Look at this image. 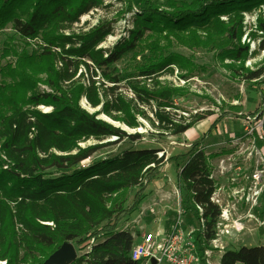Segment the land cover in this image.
I'll use <instances>...</instances> for the list:
<instances>
[{"label":"trees","instance_id":"1","mask_svg":"<svg viewBox=\"0 0 264 264\" xmlns=\"http://www.w3.org/2000/svg\"><path fill=\"white\" fill-rule=\"evenodd\" d=\"M121 1L128 2V13L133 11L132 0ZM139 1L133 28L109 50L99 46L113 34L112 21L102 20L85 32L72 31L83 16L105 8L106 0H0V28L12 23L25 40L41 37L42 49L39 56L30 53L28 45L22 54L13 50L15 62L0 69L1 262L43 264L66 242L81 247L94 239L91 250L73 264H143L131 260L133 240L118 226L138 210L150 184L171 162L180 168L178 188L186 192L192 206L204 209L209 228L218 216L219 209L211 201L216 190L211 174L213 161L221 153L208 154L205 142L224 119L235 117L230 112L217 118L186 154L167 158L159 157V150L137 149L82 164L115 144L102 143L105 140L142 138L140 133L129 134L99 119L101 115L131 130L140 128L139 119H144L172 135L186 133L207 117L197 114L181 123L167 110L185 91L160 78L177 70L187 80L199 69L192 58L171 52L173 47L217 51L223 62L230 60L247 80L260 85L256 80L264 75V68L251 71L245 67L251 49L243 38L245 14L260 10L264 0H168L164 6ZM250 35L261 39L259 50H264V14ZM140 46L143 50L133 56L130 69L117 76L107 73ZM11 53L7 44L3 57ZM81 66L85 73L78 76ZM89 71L101 72L114 86L106 87L93 76L86 79ZM125 74L140 79L130 84L131 98L118 92ZM41 83L53 92L39 91ZM84 99L100 111L91 114L83 109ZM42 105L53 108L52 112L36 109ZM27 106L35 109L25 110ZM90 140L98 143L81 146ZM181 161H185L182 167ZM72 169L56 178L50 174ZM134 189L138 190L133 203L127 207ZM206 238L210 240L212 234ZM221 264H264V247L226 251Z\"/></svg>","mask_w":264,"mask_h":264},{"label":"rangeland","instance_id":"2","mask_svg":"<svg viewBox=\"0 0 264 264\" xmlns=\"http://www.w3.org/2000/svg\"><path fill=\"white\" fill-rule=\"evenodd\" d=\"M152 1L160 6H164L168 0ZM139 8V0H132L133 11L130 13L127 12L128 2L121 0H106L105 8L93 10L89 14L83 16L80 19V22L73 27L72 31L85 32L96 26L102 20H110L113 22V34L108 36L99 48L113 50L123 38L128 36L127 31L133 28V19L135 18ZM260 14H264V7L260 10H255L252 13L245 14L244 24L246 26V35L243 38V43H249L251 49V56L246 62L245 67L251 71H258L264 68V50H259L261 39L250 35L253 30L255 31L256 21ZM7 44L10 48H12V53L10 56L4 58V47H6ZM26 45H28L27 50L30 53L36 54L37 56L42 53L41 37L34 40H25L16 32L12 23L8 24L5 28H0V69L6 64L15 62L17 57L15 56L13 50L16 51L17 54H22L26 49ZM142 50L143 47L140 46L138 50L124 55L119 62L106 70L107 73H113L114 76H117L122 74L125 68L130 69L132 66L131 62L133 61V56ZM171 52L180 54L186 58H192L199 66V69L193 77L187 80H183L177 70L174 75L166 73L160 78V81L171 84L176 88H182L185 91V96L175 99L174 107L167 110L176 121L181 123L190 121L197 114L206 115L207 117L194 128L180 135H172L170 133L159 131L153 127L149 121L139 119L141 127L137 130L130 129L129 131V134H142V138L139 141L116 142L113 141V138L105 140L102 143L115 142V144L104 148L82 165L88 166L93 162L106 158H113L121 155L125 151L137 149L159 150V157L165 155L167 158L186 154L192 148L193 144L204 136L214 121L226 112L234 114L235 117L224 119L214 132L207 137L205 142V149L207 153H221L222 157L238 151H247L252 149L264 151V75L259 80H256L260 82V85L256 86L255 81L247 80L246 76L243 75V71L239 69L238 66H234L230 60L223 62L218 56L219 53H217V51L207 49L190 50L183 47H173ZM140 59L141 57L138 58V60ZM75 66L76 64H74L72 68L74 69ZM227 66H232L235 70H230ZM85 69L86 68L84 66H81L78 76L82 72L85 73ZM91 76H93L98 82L106 84V87L114 86L110 81L103 79L101 72H97V75H95L89 71L86 75V79ZM135 80L140 79H135L133 76L125 74L124 80L118 85V92H121L128 98L134 97V92L132 87H130V84ZM1 83L2 78L0 75V84ZM100 83L98 85H100ZM38 88L41 92H53L48 86L42 83L39 84ZM84 105H88L85 99L81 102V106L83 109H86ZM89 108L91 107L89 106ZM234 108H239L240 111L236 112L233 110ZM29 109L32 110L35 108L31 106H27L25 108V110ZM36 109L42 113L45 110H53V108L43 105L36 107ZM147 110L150 117L154 119L151 109L148 108ZM89 112L92 113L93 111ZM255 113L256 115L252 117L255 119L249 126V124L245 122L244 118ZM242 116H244V118ZM251 126H257L260 130L256 139L255 148L252 147L249 137L247 136V132ZM97 143V141L90 140L81 144V146L86 147ZM217 160L218 159L214 160L213 164H215ZM184 163L185 161H181L179 164L180 167H182ZM179 169L180 168H178L176 162L167 164L161 174L148 187L147 191L149 194L146 195L147 191L145 193V196L148 197H144L138 210L126 221H123L118 226V229L124 230L133 241V236L136 234L141 235L146 233L157 237L164 229H168L170 227L172 228L175 225L177 211L179 210H184L182 229L185 234H188L192 230L193 223L198 228L200 225L198 220L199 216L195 207L188 202L186 192L178 188L177 179ZM73 170L74 169L51 171L50 174L52 178H56L60 177L62 174H70ZM156 182L157 186L159 184L161 185V187L158 188V193H164L167 198V204L172 205V209L170 208L167 218L165 217L164 219L160 218L157 208H155V211L157 212L156 216H152L149 213H145L143 216L141 215L144 207L152 205V203H148L151 202L150 197L157 194V188L155 189L156 185H154ZM137 190L138 189L132 190L127 207L132 205L133 198ZM167 210H169V208ZM134 224L135 229L132 230L131 228ZM253 231L254 229L249 227L245 235L249 236L248 234H251ZM238 238L239 237L230 239V245L228 246L229 249L237 250L238 247H236L234 243H236ZM106 239L107 238H102L101 240L104 241ZM196 239L200 241L198 237H196ZM139 240L140 238L136 237L135 244L139 243ZM73 244L77 249L79 257L86 252V248L83 246L78 247L75 243ZM213 262L216 264L215 260H213ZM5 263L6 262L0 261V264ZM163 264L168 263L165 262Z\"/></svg>","mask_w":264,"mask_h":264},{"label":"built area","instance_id":"3","mask_svg":"<svg viewBox=\"0 0 264 264\" xmlns=\"http://www.w3.org/2000/svg\"><path fill=\"white\" fill-rule=\"evenodd\" d=\"M50 112L52 110L43 111L45 114ZM252 117L254 116L244 118L249 126L255 119ZM259 131L257 126H251L247 132L253 148L256 146ZM211 179L216 181V190L211 201L219 209L212 227L209 228L204 218V209L195 206L200 225L197 228L193 223L192 230L185 234L182 229L184 210H179L175 225L164 229L157 237L146 233L133 236L130 250L132 261L143 264H153V261L156 264H214L215 253L223 254L232 250L228 247L230 239L248 231L245 222H256L259 220L257 214L264 213V151H238L218 158L213 164ZM155 208L156 205L143 210L141 215L149 212L156 216ZM209 232L212 238L207 240L206 235ZM136 237L140 238L137 244ZM95 242L93 239L87 246H83L86 252L91 250Z\"/></svg>","mask_w":264,"mask_h":264},{"label":"crops","instance_id":"4","mask_svg":"<svg viewBox=\"0 0 264 264\" xmlns=\"http://www.w3.org/2000/svg\"><path fill=\"white\" fill-rule=\"evenodd\" d=\"M154 185H156L155 189L157 188L156 189L157 194L150 197L151 202L149 201L150 203H148V204L152 203V205L151 206L143 205V206H146L143 208V210L147 209L148 207H152V206L156 205V208H157V211L160 215V218L161 219H164L165 217L167 218L168 212L170 211V208L172 207V205L167 204V201H166L167 198H166V195L164 193H158V191H159L158 188H160L161 185L159 184L157 186V182ZM147 194H149L148 191H147L146 195ZM146 197H148V196H145V198ZM168 208H169V210H167ZM147 213H149V212H147ZM257 217L259 220L256 222L255 221L245 222L247 229H249V227L253 228L254 233L252 232L251 234H248L249 236L245 235L247 231L240 234L238 236L239 238L237 239L236 243H234V245L236 247H238L237 250H239L240 248H243V247H248V248L259 247V246L264 247V213L263 214L258 213ZM133 227L134 228H131L132 230L135 229V224L133 225ZM233 250H235V249H233ZM222 256H223V254L222 253L220 254L218 252L213 255V260H215L216 264H221Z\"/></svg>","mask_w":264,"mask_h":264},{"label":"water","instance_id":"5","mask_svg":"<svg viewBox=\"0 0 264 264\" xmlns=\"http://www.w3.org/2000/svg\"><path fill=\"white\" fill-rule=\"evenodd\" d=\"M92 111H93L92 113L89 111L88 112L93 114V113L100 111V108H98V110L96 109L95 111L94 109H92ZM103 116L106 117L105 115ZM103 116L102 115L99 116V119H102L108 123H111L115 125L116 127L121 128L123 131H126L129 133L130 129L126 127L125 125H122L120 123H115L111 119L106 117L108 119L107 120L103 118ZM123 126H125V128ZM116 140L117 138H113V141H116ZM78 259H79V256H78V252H77L75 245L71 242H66L54 254H52L43 264H73ZM153 264H156L155 261H153Z\"/></svg>","mask_w":264,"mask_h":264},{"label":"bare ground","instance_id":"6","mask_svg":"<svg viewBox=\"0 0 264 264\" xmlns=\"http://www.w3.org/2000/svg\"><path fill=\"white\" fill-rule=\"evenodd\" d=\"M84 107L87 109V110H89V111H92V109L91 108H89V106L88 105H84ZM103 118H105V119H107L106 117H104L103 116ZM108 120V119H107ZM124 128H125V126H123Z\"/></svg>","mask_w":264,"mask_h":264}]
</instances>
